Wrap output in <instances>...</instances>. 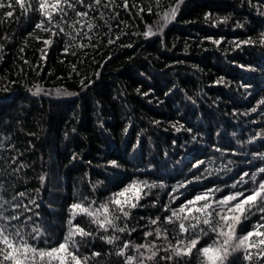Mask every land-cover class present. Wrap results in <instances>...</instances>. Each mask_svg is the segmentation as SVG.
Here are the masks:
<instances>
[{
  "label": "trees",
  "instance_id": "16d2710c",
  "mask_svg": "<svg viewBox=\"0 0 264 264\" xmlns=\"http://www.w3.org/2000/svg\"><path fill=\"white\" fill-rule=\"evenodd\" d=\"M11 2L12 9L0 8V211L20 216L10 227L25 233L38 228L37 247H54L67 234L71 214L80 211L71 205L95 209L136 185L121 199L134 203L139 195V205L117 221L136 230L105 233L78 214L73 224L98 233L76 237L78 255L88 257L87 264H124L125 257L115 254L124 241L154 242L158 254L144 264H209L199 250L223 237L203 224L207 234L190 255L161 259L171 255L169 243L194 235L179 233V222L164 223L171 214L165 208L178 209L217 189L210 201L215 207L227 195H248L256 187L240 177L264 167V0H183L167 22L164 13L176 0H127V7L115 0L107 8L108 0H69L76 10L63 5L67 15L60 27L71 35L46 23L55 36L35 28L46 19L39 0H22L27 12ZM9 10L13 15L5 17ZM79 11L88 16H77ZM60 19L54 13V21ZM149 28L154 34L145 36ZM37 86L42 91L34 94ZM145 181L156 187H143ZM245 215L237 237L264 213ZM157 217L161 223H149ZM156 228L166 229L167 239L145 237ZM105 235L120 239L109 245L100 239ZM243 254L233 253L225 264H248ZM125 255L139 253L130 247Z\"/></svg>",
  "mask_w": 264,
  "mask_h": 264
},
{
  "label": "snow or ice",
  "instance_id": "6c2138e0",
  "mask_svg": "<svg viewBox=\"0 0 264 264\" xmlns=\"http://www.w3.org/2000/svg\"><path fill=\"white\" fill-rule=\"evenodd\" d=\"M16 4L23 9L25 12L28 8L22 2V0H15ZM103 0H94L96 5H101ZM115 0H108L107 3H103V7L107 8L113 4ZM183 0H176L175 6L171 7L168 12L164 13L163 19L165 22L174 19L176 12L178 11L179 4ZM76 3L84 4V0H76ZM67 4L68 7L75 11V4L69 2V0H39V10L45 15L46 19L40 20L35 24L36 29L41 31H46L51 33L52 36L57 35L56 32L52 31V27H45L47 23L50 26L59 28L60 33H64V28L60 27L61 22H66L63 17L67 15L63 7ZM125 7H127V0H125ZM12 9V2L6 4L4 0H0V8ZM87 8H91V4L85 5ZM141 12L145 11V8L140 9ZM147 11L152 12V8L148 7ZM54 13L60 15L61 19L59 21H54ZM13 12L9 10L4 13L5 17H11ZM76 15L84 18L88 16L87 11L76 12ZM207 19V17H206ZM79 21H74L72 27L75 28ZM89 28L92 27L91 24L88 25ZM65 35H71V33H64ZM151 28L144 33L145 36L152 35ZM86 35V34H85ZM89 39H91L89 37ZM116 39H119L117 36ZM262 39H264V34H262ZM109 43H114V40H109ZM214 43H219V41H213ZM251 41H243L242 43H250ZM45 44L50 43V40H45ZM81 47L85 45L81 44ZM239 46V45H237ZM67 51V48L65 49ZM74 54V53H73ZM75 67V66H73ZM83 83V81H81ZM219 83V81H218ZM87 87V85H85ZM42 89L37 86L34 94H39ZM59 93L60 90L58 89ZM264 104V100L260 101ZM255 110V109H253ZM175 127V125H174ZM182 127V126H181ZM180 129L177 128V131ZM115 164V162H113ZM264 174V167L259 169L258 173L245 172L240 177V182L245 180L247 177L252 181L256 187L250 190V194L245 195L244 191H237L230 195L225 196L219 201H215V207L212 202V193L217 191V189H210L207 192L196 195L193 199L188 200L178 209H168L165 211H170V215L164 218V223L176 224L178 223V232L193 233L194 235L187 241L184 239H179L176 244H168L165 251L171 252V255L161 257L164 260H172L175 257H182L190 255L192 250L199 243L200 235H206V231L201 227V224L208 225L211 231L217 233L218 236L223 237L222 242L214 241L212 245L201 248L199 251L204 255L209 262V264H225L228 257L235 252H243L242 259L247 261L248 264H260L264 261V216L260 217V220L253 225L252 229L246 234L239 237L236 236V226L241 222V216L245 219L248 218L245 215V211L250 215L253 209H258L261 213H264V178L258 180V176ZM43 180V177H41ZM143 187L149 189L156 187L155 184H148L145 182H140ZM136 185H131L129 188H125L123 191L115 194L112 200L107 203L100 205L99 207L92 209L90 207L86 208L82 204L74 203L71 205L72 209H79V213L73 212L71 218L67 221L68 230L67 234L63 237L62 241L58 243L57 246L50 248L37 247L36 242L40 240L42 233L40 229L33 228L30 232L25 233L21 227L11 225V221L20 220V216L16 214L4 215L3 211H0V264H5V261L10 262V264H51L52 260H56L58 264H87L88 257L81 258L78 255L79 243L83 241L86 237L92 238L98 233L92 231L91 229L85 230V227H81L80 224H73V220L76 215L82 214L90 218V222L95 224L98 229H102L105 233L112 230L114 233H124L127 232L131 235V232L136 229L129 228L125 223L120 225L117 221L121 220V217L127 219L130 216V212L127 209L136 208L139 205L140 196L137 195L134 199L135 202H130L127 199L122 200L121 197L125 196V193L129 192L130 188H134ZM183 187V185H181ZM233 187H236L234 184ZM139 191V190H138ZM19 196H24V192L18 193ZM243 197V199H240ZM16 199V197H13ZM232 201H236L235 204H231ZM203 202V203H201ZM4 203H8L5 201ZM30 203L35 204V200H31ZM109 204L113 205L114 208L110 210ZM200 205L197 207V205ZM247 206V208H245ZM15 208H20L21 205L17 204ZM27 211H31L27 205L23 206ZM38 207V205H37ZM0 209H3V204H0ZM201 214V215H197ZM38 215V214H37ZM216 218V223H213V217ZM101 217H103L101 219ZM31 220V217H28ZM187 222V225L186 223ZM150 224L156 225L161 223L160 218L151 219ZM155 235L157 239H167V230L163 232L160 228L155 229V233L152 231L145 232V237ZM80 237V241L76 237ZM255 237V239H253ZM100 239L104 240L107 244H115L119 239V235H105L100 236ZM30 240L32 241L30 243ZM130 247H135L136 252L139 256H126L125 250ZM141 249H145L149 255L145 256ZM117 256L125 257L124 264H144L145 260H154L158 254V249L154 242L148 244L131 245L130 241H124L122 247L115 253ZM92 257L101 256L100 252H93Z\"/></svg>",
  "mask_w": 264,
  "mask_h": 264
}]
</instances>
